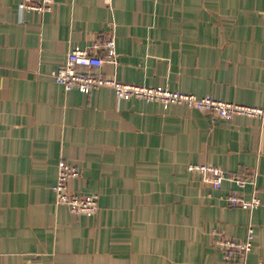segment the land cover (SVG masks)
I'll return each mask as SVG.
<instances>
[{
  "label": "crops",
  "instance_id": "obj_1",
  "mask_svg": "<svg viewBox=\"0 0 264 264\" xmlns=\"http://www.w3.org/2000/svg\"><path fill=\"white\" fill-rule=\"evenodd\" d=\"M21 1L0 0V264H241L217 240L249 224L248 261L264 260V119L52 76L74 45L106 58L114 37L103 70L121 81L264 105V0H58L20 14ZM61 159L80 170L72 190L99 195L96 215L57 203ZM200 163L229 178L214 188L189 169ZM232 191L261 202L232 206Z\"/></svg>",
  "mask_w": 264,
  "mask_h": 264
},
{
  "label": "built area",
  "instance_id": "obj_2",
  "mask_svg": "<svg viewBox=\"0 0 264 264\" xmlns=\"http://www.w3.org/2000/svg\"><path fill=\"white\" fill-rule=\"evenodd\" d=\"M58 0H22L19 4L20 14L25 11H49L52 10ZM95 46H99L98 43ZM107 57H101L91 49L74 45L66 54L65 60L52 72V76L65 90L78 89L82 93H90L97 87L106 86L111 88L116 97L120 99H142L147 102L158 101L164 107L171 104L186 105L190 108L201 110L213 117H218L229 123L237 115H247L264 119V105L253 106L236 102L218 99L212 95L198 96L195 93L171 89L163 85H143L129 83L119 80L115 74L105 73V63L115 66L117 64L116 40L109 37L103 42ZM189 169L200 174L205 183L214 188H221L225 179L229 178L228 173L220 166L200 163L191 164ZM80 175L77 165L66 159L58 163V176L56 183L52 186L58 204L67 205L71 211L77 214L94 216L100 209L99 195L87 194L81 191L72 190L69 181ZM240 185L244 179L237 178ZM232 206H239L245 209H254L260 204V198L254 192L250 198H245L239 191H232L227 196ZM253 224H249L246 237L238 240L233 237L221 235L217 245L221 249L225 259L239 261L241 264H264L261 259L256 263H249L248 254L254 247Z\"/></svg>",
  "mask_w": 264,
  "mask_h": 264
}]
</instances>
